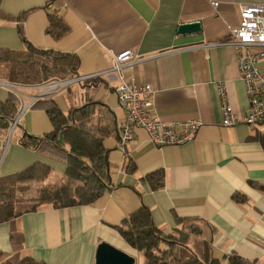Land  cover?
<instances>
[{"label":"crops","instance_id":"1","mask_svg":"<svg viewBox=\"0 0 264 264\" xmlns=\"http://www.w3.org/2000/svg\"><path fill=\"white\" fill-rule=\"evenodd\" d=\"M214 1L218 3L215 7ZM261 2L264 0H0V48H23L17 26L22 19L24 36L35 47L75 54L80 75L105 71L96 76L99 85L95 88L76 83L66 89L69 95L63 90L39 98L20 113L13 130L0 133V177L35 162L48 164L52 174L62 177L65 166L61 161L19 141L27 134L43 136L51 131L40 101L53 99L65 112L82 104L89 94L111 111L114 125L105 141L110 149L111 189L92 204L65 208L42 204L1 221L0 261L16 252L11 234L20 237V256L46 264H95L97 246L102 242L135 258L139 251L116 227L144 204L163 232L180 228L177 219H188L201 228L200 237L209 242L216 257L234 252L253 264H264V122L223 126L218 91L223 84L233 110L245 113L249 101L236 52L224 42L239 24V6ZM51 11L62 16L69 27L57 40L46 33ZM191 21L200 22V31L178 33L181 23ZM124 50L141 58L124 71L127 77L152 87V107L160 119L202 122L192 141L158 147L137 128L125 153L117 148L124 112L114 92L117 75L108 69L112 55ZM259 66L264 70V61ZM28 87L21 90V99L0 86V101L8 93L14 94L19 113L38 94ZM129 161L135 166L131 172L125 169ZM159 169L164 173L163 186L152 190L144 176ZM52 178L49 183L57 181ZM46 182L47 178L35 185L31 197L40 185L49 184ZM234 194L243 200H236Z\"/></svg>","mask_w":264,"mask_h":264},{"label":"trees","instance_id":"2","mask_svg":"<svg viewBox=\"0 0 264 264\" xmlns=\"http://www.w3.org/2000/svg\"><path fill=\"white\" fill-rule=\"evenodd\" d=\"M47 17L46 33L52 38L60 39L68 32L69 27L62 16L51 11ZM21 22L22 19H18L17 26L23 48H0L4 81L35 86L51 79L63 80L80 75L79 58L75 54L35 47L25 38ZM80 85L95 88L99 82L94 77L80 82ZM40 105L51 122V131L43 136L27 134L19 141L61 161L65 166L64 172L59 182L40 185L36 195L26 200L15 198L16 190H25L31 184L42 183L52 170L48 164L35 162L20 171L0 177V222L34 211L42 204H50L54 208L92 204L111 189L110 149L105 146V141L112 135L114 125L111 111L106 105L89 94L82 104L65 112L53 99L40 101ZM17 108V98L12 93L0 101V133L9 131L18 114ZM60 134L62 142L59 140ZM134 167L130 161L125 165L129 172ZM163 178L164 173L160 169L144 176L152 190L163 186ZM234 198L243 200L238 194H234ZM177 221L181 222L180 228L165 233L154 224L149 208L142 204L116 228L132 248L142 253L141 264H253V261L234 252L222 259L216 257L209 242L200 237V227H183L182 223L188 219ZM11 238L15 240L16 252L0 261V264H46L41 260L20 256V237L11 234Z\"/></svg>","mask_w":264,"mask_h":264},{"label":"built area","instance_id":"3","mask_svg":"<svg viewBox=\"0 0 264 264\" xmlns=\"http://www.w3.org/2000/svg\"><path fill=\"white\" fill-rule=\"evenodd\" d=\"M211 4L215 7L218 3L214 1ZM239 14V24L230 31V39L225 41L224 45L232 47L236 52L240 79L244 84L249 102L245 113H236L228 102L224 85L219 84L223 126L264 122V70L259 66V63L264 61V2L242 4L239 6ZM140 59L132 51L124 50L112 55V65L108 69L117 75L114 92L124 112V119L119 126L117 148L125 153V147L135 138L137 128L143 129L149 143L158 147L178 146L192 141L202 125L200 120L164 121L160 119L152 107L154 94L152 87L147 83H138L133 76H126L125 68ZM103 72L105 71L87 76H70L63 80L51 79L40 85L29 86L28 88L36 89L38 94L31 98L28 105H23L10 129L15 128L20 113L39 98L61 92L70 85L94 78ZM0 86H4L23 99L24 94L21 90L26 86L6 81H0Z\"/></svg>","mask_w":264,"mask_h":264},{"label":"water","instance_id":"4","mask_svg":"<svg viewBox=\"0 0 264 264\" xmlns=\"http://www.w3.org/2000/svg\"><path fill=\"white\" fill-rule=\"evenodd\" d=\"M200 29L199 21H191L181 23L178 26V33H194L200 31ZM59 140L62 142L61 134ZM95 264H135V258L124 251L102 242L97 246Z\"/></svg>","mask_w":264,"mask_h":264},{"label":"rangeland","instance_id":"5","mask_svg":"<svg viewBox=\"0 0 264 264\" xmlns=\"http://www.w3.org/2000/svg\"><path fill=\"white\" fill-rule=\"evenodd\" d=\"M2 66H0V79L1 80H4L3 78H2ZM73 86V85H72ZM67 88H65L64 90H65V94L66 95H69V93H68V90H66ZM55 174V172L52 174H50L48 177H47V182L46 183H49L50 181H52L51 179H53L52 177H56L57 178V181H56V183L57 182H59L60 180H61V178H58L59 177V174L57 173V175H54ZM50 177V178H49ZM49 178V179H48ZM35 185H37V184H31V186H29L27 189H25V190H20V189H18V190H16V192H15V198H17V199H22V200H26L27 198H30L31 197V195H33L34 194V191H35ZM189 225H197V224H195V223H191L190 221H184L183 223H182V226L183 227H188ZM198 226V225H197ZM199 227V226H198ZM142 260H143V256H142V254H141V252L139 251L138 253H137V255H136V257H135V264H140L141 262H142Z\"/></svg>","mask_w":264,"mask_h":264}]
</instances>
